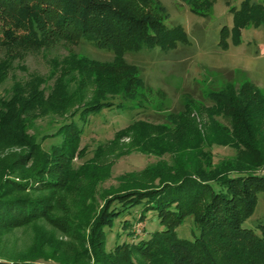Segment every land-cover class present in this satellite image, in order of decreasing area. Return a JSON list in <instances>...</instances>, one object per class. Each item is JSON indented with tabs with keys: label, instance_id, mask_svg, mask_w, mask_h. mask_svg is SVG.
I'll return each instance as SVG.
<instances>
[{
	"label": "rangeland",
	"instance_id": "rangeland-1",
	"mask_svg": "<svg viewBox=\"0 0 264 264\" xmlns=\"http://www.w3.org/2000/svg\"><path fill=\"white\" fill-rule=\"evenodd\" d=\"M242 1L215 0L205 13L198 14L188 0H151L150 12L168 26L181 25L188 40L174 47H143L125 54L136 73L122 66L92 64L112 63L115 55L84 39L77 43L57 39L41 48L15 49L18 54L10 59L8 49L0 51V98L22 88V132L30 137L28 141L17 134L0 135V183L29 177L46 164L43 175L52 181L48 188L40 190L36 183L13 194L39 200L44 212L21 226L0 225L1 256L51 262L85 256L92 229L109 203L125 191L157 183L155 170L209 172L249 167L264 171V154L245 142L241 118H228L232 106L219 107L211 95L222 91L237 100L242 92L248 98V129H258L255 139L264 150V25L243 28L239 43L233 42L231 33L225 34L227 48L221 33L224 26L232 28L231 8H239ZM9 62L8 68L4 66ZM61 76L68 77L72 87L58 92ZM247 81L260 90L242 91ZM73 87L74 93L68 96ZM104 102L112 107L83 113L85 107ZM72 118L84 121L77 138L60 129ZM30 141L42 144L40 153L32 157L26 144ZM136 214L118 219L112 230L107 228L110 249L117 241L148 238L164 229L153 211L139 224ZM125 220L132 223L130 227L125 228ZM260 223L264 224V192L259 193L244 227L257 229ZM174 232L191 241L201 234L192 216ZM142 260L151 264L149 258Z\"/></svg>",
	"mask_w": 264,
	"mask_h": 264
},
{
	"label": "trees",
	"instance_id": "trees-1",
	"mask_svg": "<svg viewBox=\"0 0 264 264\" xmlns=\"http://www.w3.org/2000/svg\"><path fill=\"white\" fill-rule=\"evenodd\" d=\"M188 1L198 14L205 13L215 2ZM150 4L151 0H0V51L8 49L7 59H10L19 50L41 48L57 39L73 43L84 39L115 55L112 63L95 61L92 64L111 68L122 66L136 73L135 66L125 61V54L140 51L143 47L165 49L176 46L181 40H188L181 25L168 26L150 12ZM231 11L232 28L224 26L221 30L225 48L228 47L225 38L230 33L233 42L239 43L243 28L264 25V0H243L239 8L232 7ZM4 66L8 68L10 62ZM67 78L61 76L57 84L58 92L64 86H71ZM71 79L75 80L74 75ZM135 80L136 76L133 75L132 82ZM249 87L260 90L251 81L245 82L241 90L248 92ZM74 91V87L67 91L68 96ZM211 95L219 107L227 109L232 106L228 118H241L240 129H243L244 138L247 137L244 141L256 153L263 155L264 150L255 139L258 129H248L251 123L245 114L249 106L245 102L248 98L242 92L236 97L237 100L233 94L228 96L222 91L212 92ZM23 96L21 88L16 89L11 97L0 98V135L5 133L11 137L17 134L18 138H30L22 132L20 115L25 106ZM105 107H112V103L89 105L83 109V113L101 112ZM83 124L84 121L78 123L72 118L62 124L60 129L67 134L73 132L77 138L83 132ZM255 125L258 126L257 123ZM262 132L264 137V129ZM26 144L30 147L31 157L40 153L42 144L35 141ZM64 152L66 156L70 155ZM47 166H42L26 178L17 180L12 177L1 181L0 225L16 227L41 217L44 206L39 200H25L13 194L27 190L36 183L40 190L48 188L52 184L51 178L43 175ZM55 171L57 169H52V172ZM153 175L158 178V182L152 186L125 191V195L114 197L92 229L89 247L84 250L85 256L72 262H51L41 261L40 258H8L0 255V264H143L144 257L149 258L151 264H264V224L260 223L257 229L244 227L258 204L259 193L264 192L263 170L249 167L209 172L202 169L184 172L155 170ZM150 211L158 217L164 226L163 230L154 231L148 238L139 237L122 243L117 241L113 249L108 247L107 228L114 229L118 219L123 220L127 214L136 217L137 212L139 217L136 223L139 224L148 218ZM190 216L198 224L201 233L194 241L179 238L174 232V228ZM130 224L129 220H125V228L130 227ZM118 234L119 231L115 234L117 240Z\"/></svg>",
	"mask_w": 264,
	"mask_h": 264
}]
</instances>
